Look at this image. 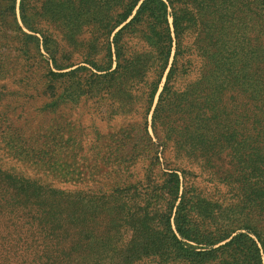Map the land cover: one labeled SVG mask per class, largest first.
<instances>
[{"label": "rangeland", "instance_id": "1", "mask_svg": "<svg viewBox=\"0 0 264 264\" xmlns=\"http://www.w3.org/2000/svg\"><path fill=\"white\" fill-rule=\"evenodd\" d=\"M10 1L0 0V199L5 189L15 194L33 189L45 212L32 221L42 229L62 226L75 230V237L104 238L113 251L111 242L120 241L123 260L134 264H185L174 258L159 212L185 211L186 195L202 213L219 211L221 217L236 201L221 174L229 160L211 163L218 147L208 148L195 127L188 126L185 136L192 97L185 105V95H174L197 78L201 59L186 53L185 72L168 85L174 92L164 106L170 115L165 139L161 123L156 129L152 124L165 78L152 100L153 70L127 90L125 80L96 70L86 55V44L94 42L103 58L98 63L112 61V71L115 31L90 23L79 37L71 35L79 25L69 18L86 0H13L17 24L7 9ZM123 41L132 55L151 49L134 37L119 44Z\"/></svg>", "mask_w": 264, "mask_h": 264}, {"label": "trees", "instance_id": "2", "mask_svg": "<svg viewBox=\"0 0 264 264\" xmlns=\"http://www.w3.org/2000/svg\"><path fill=\"white\" fill-rule=\"evenodd\" d=\"M86 1L69 18L79 25L71 35L79 37L81 27L90 23L108 26L110 34L115 31L112 71V61L98 63L103 58H98L94 42L85 46L96 70L116 74L130 91L137 78L153 70L156 79L149 100L165 78L152 117L154 129L161 123L165 139L170 115L164 106L174 92L168 85L185 72L186 53L195 52L201 59L197 78L174 95H185V105L192 97L191 108L185 110V136L188 126L195 127L196 137L207 141L208 148L218 147L211 163L229 160L221 174L236 191V201L227 206L222 219L219 211L202 213L186 195L185 211L177 208L174 215L173 207L160 211L174 258L185 264H264V0ZM7 9L17 24L13 0ZM20 16L27 25L23 13ZM125 36L150 51L132 55L127 41L119 44ZM27 37L40 46L37 37ZM5 190L6 197L0 199V264H134L127 257L123 260L120 241L111 242L113 251L105 248L104 238L75 237V230H61L62 226L42 229L32 221L45 212L33 189L16 194ZM224 254L228 258L221 257Z\"/></svg>", "mask_w": 264, "mask_h": 264}]
</instances>
